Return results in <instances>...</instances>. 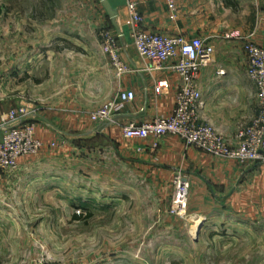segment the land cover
Here are the masks:
<instances>
[{
  "label": "rangeland",
  "instance_id": "374dc122",
  "mask_svg": "<svg viewBox=\"0 0 264 264\" xmlns=\"http://www.w3.org/2000/svg\"><path fill=\"white\" fill-rule=\"evenodd\" d=\"M106 31L120 55L99 0H0V114L23 108L34 123L31 88L44 85L48 101L58 100L63 53L105 54ZM54 144L45 146L48 152L33 171L0 174V264H140L134 256L142 264L151 259L147 230L154 229L172 231L186 251L185 260L171 264H264V191L255 211L247 205L241 213L228 212L226 227L234 234L211 243L216 251L205 240L192 253L185 235L193 225L186 220L188 204L182 215L170 210L175 169L169 195L158 201L151 190L138 188L139 171L124 166L110 142L72 137ZM183 173L189 203L200 186ZM141 245V253L133 251Z\"/></svg>",
  "mask_w": 264,
  "mask_h": 264
},
{
  "label": "crops",
  "instance_id": "0c3cea01",
  "mask_svg": "<svg viewBox=\"0 0 264 264\" xmlns=\"http://www.w3.org/2000/svg\"><path fill=\"white\" fill-rule=\"evenodd\" d=\"M134 1L143 17L144 29L162 34H182L187 38L200 37L213 47L212 62L200 69L197 80L202 99L198 114L202 122L213 126L234 145L238 130L250 123L259 109L258 89L247 75V58L243 40L239 37L264 48V0H176L174 18H170L161 0ZM110 3L117 11V27H113L120 58L127 69L117 73L102 52L86 55L63 53V92L59 91L58 100L48 101L44 85L37 84L31 88L33 97L28 106L34 109L35 135L45 144L72 137H92L110 142L114 156L121 158L127 168L139 171L141 185L138 188L151 190L150 194L158 201L169 195L172 170L182 167L192 185L200 186L193 190L188 203L186 220L193 221L191 231L185 233L191 247L189 251L195 252L205 240L211 248L232 236L233 232L227 229L225 222L228 212L241 213L247 205L255 211L261 203L264 162L241 164L216 157L194 147H185L174 136L162 137L156 148L151 147L153 138H122L121 124L142 123L155 116L171 114L180 80L175 74L158 69L150 60L137 54L125 0H111ZM219 70L223 73L219 74ZM160 79L169 83L164 94L154 92L155 83ZM120 90L133 91L135 98L125 105L115 121H91L89 114ZM48 149L45 147L36 157L20 159L17 173L36 169L39 166L37 162ZM124 189L133 190L132 184H125ZM147 231L151 238L147 247H150L152 256L149 262L143 263L171 264L186 259V251L174 240L172 231ZM143 246L133 251L141 253ZM213 249L216 251L215 247L210 252ZM136 259L138 257L134 256L132 261L141 264V260L138 262Z\"/></svg>",
  "mask_w": 264,
  "mask_h": 264
},
{
  "label": "built area",
  "instance_id": "2783aa9c",
  "mask_svg": "<svg viewBox=\"0 0 264 264\" xmlns=\"http://www.w3.org/2000/svg\"><path fill=\"white\" fill-rule=\"evenodd\" d=\"M155 1V0H151ZM165 3L170 18L177 13L176 0H161ZM255 2L257 0H254ZM131 25V38L137 54L150 60L158 69L175 74L180 82L177 86L174 108L167 116H155L142 123L128 122L120 125L125 140L153 138L152 148L158 146L162 137L174 136L185 147L206 152L216 157L234 160L241 164L264 162V48L244 37L243 49L247 58V75L256 85L259 109L256 117L236 134V142L230 144L213 126L200 120L198 109L202 105L197 87L200 69L212 62L213 47L200 37L187 38L182 34H162L143 28V17L134 0H125ZM102 50L109 57L117 73L127 69L122 62L115 37L108 31L102 34ZM219 74L223 71L219 70ZM169 89L166 79L156 81L154 92L164 94ZM135 98L131 90H120L89 114L93 122H114L126 104ZM26 109H10L0 114V174L14 171L19 160L38 156L45 144L35 135V125L27 120ZM173 193L170 210L182 215L188 204V181L182 167L172 176Z\"/></svg>",
  "mask_w": 264,
  "mask_h": 264
},
{
  "label": "water",
  "instance_id": "95a60500",
  "mask_svg": "<svg viewBox=\"0 0 264 264\" xmlns=\"http://www.w3.org/2000/svg\"><path fill=\"white\" fill-rule=\"evenodd\" d=\"M101 5L103 6V8L105 9L108 17L110 18L113 26L117 27V22H116V18H117V11L115 9L112 8L109 0H99Z\"/></svg>",
  "mask_w": 264,
  "mask_h": 264
},
{
  "label": "trees",
  "instance_id": "16d2710c",
  "mask_svg": "<svg viewBox=\"0 0 264 264\" xmlns=\"http://www.w3.org/2000/svg\"><path fill=\"white\" fill-rule=\"evenodd\" d=\"M230 4H232L230 1H229ZM79 216H75V218H78Z\"/></svg>",
  "mask_w": 264,
  "mask_h": 264
}]
</instances>
